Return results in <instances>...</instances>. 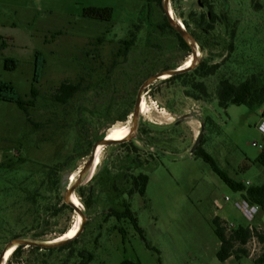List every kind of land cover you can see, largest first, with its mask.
Segmentation results:
<instances>
[{
    "label": "rangeland",
    "instance_id": "1",
    "mask_svg": "<svg viewBox=\"0 0 264 264\" xmlns=\"http://www.w3.org/2000/svg\"><path fill=\"white\" fill-rule=\"evenodd\" d=\"M208 3L222 21L205 33L195 25L196 17L208 12L203 0H170L173 16L187 23L185 30L197 44L199 64H221L214 76L203 80L209 99L196 101L186 95L192 92L184 84L190 77L153 83L144 95L147 111L137 119L136 136L101 148L99 164L77 188L92 185L103 165L111 168L123 155L125 149L119 144L133 141L141 160L149 161L142 170L148 176L146 190L144 195L123 196L112 205L120 208L121 200L128 202L148 244L157 252L146 247L128 221L119 224L127 232L122 243L115 219L105 221L111 206L108 191L98 194L88 210L75 191L86 215L78 241L61 252L24 247L19 257H9L5 264H61L64 260L67 264H119L124 259L141 264H255L253 258L261 248L252 242L250 258L219 262V241L211 221L218 217L234 227L264 228V210L254 221H247L234 205L241 194L191 151L201 136L203 151L232 180L254 187L264 183V167L256 162L261 149L252 145L264 138L259 130L264 104L223 109L215 97L219 78L240 82L264 71V0ZM88 7L111 8V20L84 17L82 10ZM163 17L162 7L146 0H0V80L11 83L27 101L36 53L45 61L35 85V104L27 108L32 124L15 104L0 101V152L15 168L0 172V191H10L0 195V253L16 235L32 238L44 233L39 240L47 242L72 226L77 214L61 208L65 188L49 185L48 172L60 181L67 172L76 179L97 138H104L114 127L126 124L130 128L141 84L192 57L190 51L180 49L173 31L160 28ZM132 39L131 47L123 51V42ZM5 59L15 60L16 67L5 70ZM63 82L79 86L64 105L52 101ZM125 111L127 117L120 119ZM19 189L26 192L19 195ZM35 190L43 210L40 219H35L39 215L35 217L32 204L24 200ZM89 254L92 259L87 262Z\"/></svg>",
    "mask_w": 264,
    "mask_h": 264
},
{
    "label": "trees",
    "instance_id": "2",
    "mask_svg": "<svg viewBox=\"0 0 264 264\" xmlns=\"http://www.w3.org/2000/svg\"><path fill=\"white\" fill-rule=\"evenodd\" d=\"M149 5L156 4L161 8L162 0H146ZM205 5L208 7V12L206 14H202L195 19L196 28L205 33H209L213 30L214 25L217 22H221L222 19L220 16L216 15L213 12L212 6L208 3L209 0H203ZM82 15L84 17L109 21L112 18V9L111 8H97V7H88L82 10ZM222 18H225L223 16ZM163 23L160 28H168L171 31V27L169 26L165 16L163 17ZM184 28L187 29V23L184 22ZM174 32V31H173ZM178 38V42L180 47L184 51H189V46L182 40V38L174 32ZM231 37H234V30H232ZM134 39L130 41H125L122 44V50L127 51L131 45L133 44ZM232 49V44L229 46ZM17 62L12 59L4 60V69L12 70L16 67ZM45 65V61L43 57L36 53L35 55V64H34V75L32 78V84L30 88V99L27 101L22 100L15 87L5 81L0 80V101L13 103L15 104L26 116L27 122L32 124V121L27 112V108L34 106L35 100L37 97V89L36 84L39 82L41 71ZM221 64H214L208 66L205 62H202L197 67H195L192 71L183 73L171 78H167L166 81L172 80H182L184 78H189L188 82H184L186 86H188L192 92H186V95L196 101L202 99H209L210 94L207 90V86L203 81L205 78L214 76L215 73L220 68ZM197 78H199L197 80ZM79 92V86L70 84L67 82L61 83L56 89L54 94L52 95V101L57 104H66L70 99L75 97V95ZM215 97L217 99L219 107L226 109L229 105H245L248 107H260L264 104V71L259 72L257 74H252L248 76L246 79L240 82H233L226 77H221L216 83L215 88ZM109 109V108H107ZM127 112L125 111L120 119H124L127 117ZM262 118H264V111L262 112ZM80 138V137H79ZM103 137H99L96 140L102 139ZM90 143V142H88ZM146 143V142H144ZM122 148L125 149L123 155L118 156L112 163L111 168L105 164L101 168V170L96 174L93 178V184L90 185L86 190L83 188H79L76 190V194L80 199V202L85 208L88 210L91 206L96 202L97 195L100 193L108 191L111 196H109V204L111 206L108 207L109 213L106 215V220L110 218H114L117 225H115V229L118 234L121 236L122 243L124 244L127 240V232L125 229L119 225L122 221H128L133 228V230L137 233V235L141 238V240L145 243L146 247L157 252L154 248H152L144 235L143 230L138 225V220L135 214L131 211L130 205L127 201L121 200L119 207L113 208L115 201L126 196L127 198H131L134 194L144 195L146 186L148 183V176L145 173H142L145 165H147V160L143 162L139 156V148L133 143V141H126L119 144ZM195 156L201 158L205 163H207L210 169L223 181L225 185H227L232 191L238 192L241 194V197L247 200L249 203L257 205L261 210H264V183L260 186H248L245 183L236 182L232 180L228 175L223 172L215 163V161L201 148V141L198 145L197 149L194 153ZM256 162L264 167V138L262 140V149L260 154L258 155ZM15 170L14 163L10 162L6 155H2V159L0 161V172H8ZM51 175V172H48ZM55 175L54 173H52ZM48 174L47 183L51 186L56 187L57 185L61 187L62 181L58 178H52ZM62 180V178H61ZM10 182V181H9ZM22 184V182H21ZM97 186L98 191L94 189L93 185ZM20 186H18L19 188ZM104 190V191H102ZM0 191V195L3 193H8L10 191ZM85 191L87 192V198H85ZM19 195L22 191H16ZM96 193V194H95ZM96 195V196H95ZM4 196V195H2ZM39 192L37 190L34 193H29L25 196L24 200L29 201L32 204L31 209L33 214L39 215L40 219L43 213V210L39 207ZM62 209H67L70 212H73L72 208L62 203ZM1 220V219H0ZM40 223V222H38ZM37 223V225H39ZM213 231L215 236L219 241V249L216 253V257L219 262H225L229 258H233L235 260H240L241 258H250V250L248 245L255 238L257 241V245L261 248L260 254L253 258V262L255 264H264V232L261 228L253 227H230L227 222L221 220L218 217H215L212 221ZM69 228L60 232V235H63ZM44 236V233H37L32 236L33 239H41ZM58 236V237H59ZM16 237H25L22 235H16ZM79 237V236H78ZM78 237L68 244L61 246L55 249H39L35 247H27L30 251L34 252H61L66 249H70L77 241ZM97 239V238H96ZM22 249L24 247H17L10 256V260L16 259L21 255ZM79 257L84 258L83 252L79 253ZM92 259V255L89 254L86 257L87 262ZM67 260H64L61 264H67ZM11 262V261H10ZM86 262V263H87ZM85 262H83L84 264ZM119 264H141L140 262H136L133 260L124 259ZM160 264V262H159Z\"/></svg>",
    "mask_w": 264,
    "mask_h": 264
},
{
    "label": "water",
    "instance_id": "3",
    "mask_svg": "<svg viewBox=\"0 0 264 264\" xmlns=\"http://www.w3.org/2000/svg\"><path fill=\"white\" fill-rule=\"evenodd\" d=\"M161 7L163 10L164 16H165L169 26L171 27V29L173 31H175L182 38V40L190 47V49L192 51V63H191V66H189L188 68H185V69H180V67H177L175 69L163 70L159 73H156V74L150 76L141 84V86L138 89L137 95H136V99H135V103H134V107H133V112H132V118H131L132 122H131V125L129 128L127 140H131L136 136L137 119L140 115L141 99L146 94L148 88L153 83H155L156 81L163 80L162 77H166L164 79H167V78H171V77L192 71L196 67V65L199 64V62L201 61V58H198V56H197V54H198L197 44H196L194 38L185 30L183 24L180 23L171 13L170 0H162L161 1ZM200 139H201V136H199L197 138L195 144L193 145L191 153L197 149V147L200 143ZM115 143H116L115 141L107 140L106 137L95 141L92 144L90 155H89L87 161L85 162L84 166L82 167V169L78 173V176L75 179L74 183H72V184L68 183L69 179L71 177V173L67 172V173L63 174V176H62V186L65 188L63 196H62L63 202H64V204H66L67 206L72 208L73 212L76 213L77 216L80 218V224L77 228L75 235L70 239L59 240V241H56V239H53V240L47 241V242L41 241L38 239H33V238L16 237V238L12 239L10 242H8L4 246L3 250L1 251V253H0V264H5V261H4L5 254L11 248L16 249L17 247L22 246V247H35V248H39V249H55V248H59L61 246L68 244L69 242L76 239L80 235V233L82 232V230L84 228V224L86 221V215H85V212L82 210V208L77 207V205H75L73 203L72 198H73V196H75L76 189L82 184L83 179L87 175L91 174V169L93 167V163L95 160V153H96L97 148L98 147L106 148V147L112 146Z\"/></svg>",
    "mask_w": 264,
    "mask_h": 264
},
{
    "label": "bare ground",
    "instance_id": "4",
    "mask_svg": "<svg viewBox=\"0 0 264 264\" xmlns=\"http://www.w3.org/2000/svg\"><path fill=\"white\" fill-rule=\"evenodd\" d=\"M191 63H192V57H189L186 64H184L183 67L180 69L188 68L189 66H191ZM162 78L164 79L166 77H162ZM146 111H147V103H146V99L143 98V99H141V104H140V114H144V113H146ZM128 132H129V128L125 124L123 126H118V127H114L112 129H110L108 131V133L105 135V137L107 138V140L119 142V141H123L127 138ZM100 153H101V148L98 147L96 150V153H95V160L93 163V167L91 169V174H93L95 168L99 164ZM74 180H75V176L72 174L70 179H69V183L72 184L74 182ZM72 200H73V203L75 205H77V207L81 208V205H80L77 197L73 196ZM79 224H80V218L78 217V219H75V222L72 224V226L63 235L56 238V241L72 238L75 235ZM14 250H15L14 248H11L7 251V253L5 254V257H4L5 262L7 261V258H9L11 256V254L13 253Z\"/></svg>",
    "mask_w": 264,
    "mask_h": 264
},
{
    "label": "built area",
    "instance_id": "5",
    "mask_svg": "<svg viewBox=\"0 0 264 264\" xmlns=\"http://www.w3.org/2000/svg\"><path fill=\"white\" fill-rule=\"evenodd\" d=\"M259 130L260 132L263 134L264 136V118L262 119V122L259 125ZM253 146H257L260 149H262V143L261 144H256L253 143ZM2 153V152H0ZM3 155V153H2ZM1 156V155H0ZM2 157H0V161H1ZM246 185H249L248 182H246ZM225 202H230V198L225 197L224 198ZM235 207L241 211V213L243 214L244 218H246L247 221L252 222L256 219L258 212L260 211V208L257 205L251 204L249 203L247 200L243 199L241 197V199L239 201L234 202ZM216 207L217 208H221V204L216 203ZM230 227H233V225H229ZM250 228L253 226H249ZM262 231L264 232V228H261ZM252 243L256 244L257 241L255 240V238L252 240Z\"/></svg>",
    "mask_w": 264,
    "mask_h": 264
},
{
    "label": "flooded vegetation",
    "instance_id": "6",
    "mask_svg": "<svg viewBox=\"0 0 264 264\" xmlns=\"http://www.w3.org/2000/svg\"><path fill=\"white\" fill-rule=\"evenodd\" d=\"M206 9L208 10V7H206ZM175 32V31H174ZM179 47H180V45H179ZM180 49H182L181 47H180ZM183 50V49H182ZM189 51H190V54L192 55V51H191V49H190V47H189ZM197 56L199 57V53L197 54ZM184 64H186V63H183V65ZM183 65L182 66H180V68H182L183 67ZM143 98H145L144 96L142 97V99ZM137 134V133H136Z\"/></svg>",
    "mask_w": 264,
    "mask_h": 264
},
{
    "label": "crops",
    "instance_id": "7",
    "mask_svg": "<svg viewBox=\"0 0 264 264\" xmlns=\"http://www.w3.org/2000/svg\"><path fill=\"white\" fill-rule=\"evenodd\" d=\"M0 38H1L0 40H2V35H0ZM1 45H4V43H3V44H1Z\"/></svg>",
    "mask_w": 264,
    "mask_h": 264
}]
</instances>
